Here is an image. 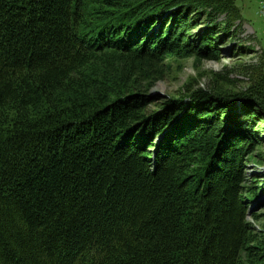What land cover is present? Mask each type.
<instances>
[{"label":"trees","instance_id":"1","mask_svg":"<svg viewBox=\"0 0 264 264\" xmlns=\"http://www.w3.org/2000/svg\"><path fill=\"white\" fill-rule=\"evenodd\" d=\"M237 16L234 0H0V264H264L248 221L264 176L245 174L264 86L161 105L143 89L217 57Z\"/></svg>","mask_w":264,"mask_h":264},{"label":"rangeland","instance_id":"2","mask_svg":"<svg viewBox=\"0 0 264 264\" xmlns=\"http://www.w3.org/2000/svg\"><path fill=\"white\" fill-rule=\"evenodd\" d=\"M261 3L264 0H234L239 11L231 30L234 36L227 35L225 29L220 32L217 37L222 39L215 45L218 48L217 57L193 56L164 63L159 72L160 77L143 88L149 97L157 99L156 103L161 105L170 101V97H178L187 86L190 89L205 90L219 87L229 92L243 91L253 85L264 86V15L261 14ZM227 19L228 16L222 15L218 17L217 23L226 26ZM205 29L206 20H203L194 34ZM246 48L249 51L247 54L242 52ZM155 106L151 110L155 111ZM254 130L258 145L245 160V174L249 184L255 178L264 176V120ZM248 221L256 233L261 235L264 231V196L258 202L250 203Z\"/></svg>","mask_w":264,"mask_h":264},{"label":"built area","instance_id":"3","mask_svg":"<svg viewBox=\"0 0 264 264\" xmlns=\"http://www.w3.org/2000/svg\"><path fill=\"white\" fill-rule=\"evenodd\" d=\"M262 8H261V14L264 15V3H261Z\"/></svg>","mask_w":264,"mask_h":264}]
</instances>
